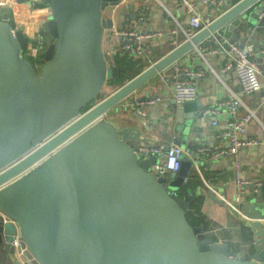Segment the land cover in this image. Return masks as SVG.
<instances>
[{
  "label": "water",
  "instance_id": "95a60500",
  "mask_svg": "<svg viewBox=\"0 0 264 264\" xmlns=\"http://www.w3.org/2000/svg\"><path fill=\"white\" fill-rule=\"evenodd\" d=\"M121 1L49 0L44 27L52 41L38 71L21 54L23 32L13 31L7 13L0 16V210L16 224L0 215V247L9 246L17 231L39 264H264V223L258 221L264 209L258 203L240 202L253 219V258H233L226 242L211 241L186 218L190 198L185 190L176 192L191 160L183 155L177 171L156 175L150 168L155 157L134 153L146 139L140 123L146 130L156 124L124 118L132 125L118 128L104 117L185 52L213 44L212 31L230 38L259 12L258 0H228L232 5L224 12L211 5L217 14L211 23L104 93L108 80L129 69L112 63L101 46L115 24L114 12L106 11ZM141 4L147 7L146 0ZM134 6L128 3L129 15L141 23L144 10ZM172 103L173 143L190 148L195 134L191 142L186 135L202 130L194 116L206 115L194 114L197 99Z\"/></svg>",
  "mask_w": 264,
  "mask_h": 264
},
{
  "label": "crops",
  "instance_id": "0c3cea01",
  "mask_svg": "<svg viewBox=\"0 0 264 264\" xmlns=\"http://www.w3.org/2000/svg\"><path fill=\"white\" fill-rule=\"evenodd\" d=\"M146 1L147 7L142 8L141 0H124L116 6H112L106 11V14L111 15L114 12L115 27L140 30L143 34L145 51L148 57L155 61L171 49L176 42L181 41L185 37L184 30H188L190 27L188 15L178 0ZM193 1L201 15L210 17L217 15L216 10L210 4L202 0ZM234 1L236 0H233L232 3ZM129 2H134L135 11L144 10L142 13L143 22L131 19L128 9ZM37 8L27 0H0V16L7 13L12 22L23 32L25 38L34 36L45 26L40 15L45 10L40 11ZM48 14L49 10L47 13L44 12L45 21ZM250 18L251 20L246 21L245 24L241 23L235 27L228 39L245 47L249 57L256 61L260 70L258 77L263 84L261 89L251 93L242 90L233 70L224 68L226 55L221 51L214 52L216 42L207 45H204L203 42L199 43L198 46L188 50L160 71L161 74L169 76L176 67L186 66L196 73L194 78L197 85L198 105L194 112L195 115L199 111L203 112L206 107L229 99L232 93L239 95L242 100L236 114L237 118L249 110L254 113L253 118L247 124L246 133L258 138L257 145L253 148H242L236 153L217 160L208 159L204 153L196 155L193 159L185 154L191 163L187 176L176 192L178 194L184 190L187 192L190 198L189 204L193 202L191 207L188 206L200 219V222L195 225L200 226L207 238L211 241L226 242L230 256L240 260L253 258L254 229L251 227L253 219L242 212L240 203L236 201L239 191L236 183V165L239 166L243 178L261 183V189L258 192L252 190L253 184L245 185L248 194L243 199L255 201L264 209V17L260 18L258 14H251ZM107 36L106 33L102 40V49L111 51L114 47H110ZM113 62L120 65L121 68H126L127 62H130L131 68H134L130 71L129 76L122 78L123 81L112 85L110 91L148 65L146 59L132 58L122 52H115ZM172 93L170 83L162 82L159 74H156L133 91L128 100L120 102L118 112L112 108L106 112L104 117L118 128L132 125L130 120L126 121L124 118L156 124L153 128L146 130L140 123L139 130L141 135L146 138L140 142H173L178 134L174 129L175 124L172 116L174 108ZM135 99L148 101L141 107L145 111L144 116L135 113L136 107H130ZM231 118L233 117L227 108L222 109L217 126L210 124L207 115L200 119L194 116L193 122L198 124L202 130L186 135L187 141L191 142V135L195 134L191 147L203 144L208 145L211 149L217 148L224 142L218 135L219 131ZM258 221L264 223V218ZM4 247V249L0 247V264H16L11 245Z\"/></svg>",
  "mask_w": 264,
  "mask_h": 264
},
{
  "label": "built area",
  "instance_id": "2783aa9c",
  "mask_svg": "<svg viewBox=\"0 0 264 264\" xmlns=\"http://www.w3.org/2000/svg\"><path fill=\"white\" fill-rule=\"evenodd\" d=\"M31 5L40 7L46 6L49 0H27ZM224 12L231 7V3H226L228 0H202ZM179 4L184 8L185 13L188 15L189 29L184 30L185 37L190 38L196 32L206 27L214 17L203 16L196 9V5L193 0H178ZM226 4L225 6H222ZM258 4L261 6L258 16L264 17V0H258ZM114 9V8H113ZM13 31L19 29L17 25L12 23ZM117 28V29H116ZM175 31V30H174ZM45 27L40 31H37L34 36L29 37L27 43L25 42L24 48L21 50V54L25 56L32 63L34 69L41 68L43 64V50L44 47L52 41V38L48 41L45 39ZM108 34V41H110V47L114 49L105 50L108 52L110 60L113 62V55L115 52L127 53L132 58H144L147 60L148 65L152 64L153 61L148 57L144 45H143V34L140 30L135 28H119L112 27ZM105 33V34H106ZM104 34V35H105ZM219 35V36H218ZM104 38V37H103ZM209 39H214L216 46L214 52L221 51L226 55L225 70H233L238 82L244 92L251 93L262 88V83L258 77L260 70L255 60L249 57V53L245 47L229 40L219 34L218 31H212L208 36ZM181 41H178L174 46L178 45ZM102 46V45H101ZM104 50V49H103ZM36 71V70H35ZM162 82L170 83L173 90V100L176 105H180L185 101H192L197 99V85L195 81V72L186 66H178L169 75L165 76L158 73ZM143 101L135 99L130 106L136 107V110L140 115H145V111L141 108L144 103ZM242 104V100L236 93H232L229 99L221 101L217 105L206 107L203 112L210 119V124L217 126L219 121V115L223 108H227L233 118H231L226 125L219 131V137L224 141L223 144L215 149H211L208 145H199L196 147H190L184 149L178 144L170 143H150L140 142L134 149V153L139 155L140 158L146 157L147 155L154 156L155 161L151 163L150 168L156 175H164L171 171H177L180 167L181 159L183 155H188L190 159L196 157V155L206 154L208 159L217 160L224 156L238 152L242 148H253L259 142L257 137H253L246 133V127L248 122L253 118L254 113L249 110L241 117H236L239 106ZM90 106L86 107L89 108ZM83 109L81 112H84ZM81 114V113H80ZM65 125H68L67 123ZM61 128L55 130L52 134L46 137L43 141H46L57 133ZM42 143V142H41ZM41 143L34 145L31 149L38 147ZM61 146V145H60ZM58 146V147H60ZM57 147V148H58ZM56 148V149H57ZM31 150L22 154L20 157L4 166V169L13 165L16 161L27 155ZM54 151V150H52ZM159 159V160H158ZM236 183L239 191L236 196V201L240 203L247 195L245 185L253 184V191L258 192L261 189V183L250 179H245L241 175V170L236 165ZM0 215L4 218V221H11L15 224V221L7 216L0 210ZM16 226V224H15ZM4 235V234H3ZM10 245L13 249V255L15 256L16 264H39L35 258L30 254L27 246L23 243L21 237L17 231L12 235Z\"/></svg>",
  "mask_w": 264,
  "mask_h": 264
},
{
  "label": "rangeland",
  "instance_id": "374dc122",
  "mask_svg": "<svg viewBox=\"0 0 264 264\" xmlns=\"http://www.w3.org/2000/svg\"><path fill=\"white\" fill-rule=\"evenodd\" d=\"M49 5V3L46 5V6H40V7H38L37 9L38 10H40V11H44L45 13H47L48 12V10H49V7L50 6H48ZM44 12L43 13H41L40 15H41V18L44 20V22H45V19H44ZM46 15V14H45ZM45 39L48 41L49 39H51V36H50V34L48 33V32H45ZM40 69V68H39ZM38 68H35V70L36 71H38L39 70ZM130 69H128V71L126 72V73H122L121 75H120V77H118V78H116V79H110V80H108V82H106L105 84H104V87H103V92L104 93H107V92H109L110 91V89H111V87H112V85H114V84H116V83H118V82H120V81H123L122 80V78L124 77V76H129V74H130ZM159 160V159H158ZM0 261H1V259H0Z\"/></svg>",
  "mask_w": 264,
  "mask_h": 264
},
{
  "label": "trees",
  "instance_id": "16d2710c",
  "mask_svg": "<svg viewBox=\"0 0 264 264\" xmlns=\"http://www.w3.org/2000/svg\"><path fill=\"white\" fill-rule=\"evenodd\" d=\"M17 1H24V0H17ZM10 22L13 23L12 20H11V18H10ZM24 39H25V42L27 43L28 38L27 37L26 38L24 37ZM127 65H129L128 67H129L130 70H132L134 68V67L131 68L130 62H127L126 66ZM176 194H178V193H176ZM189 205L191 207L193 205V202H191ZM186 218H187V220L189 221V223L191 225H195V223H199L200 222V219L194 214V212L192 211L191 208H189V206H188L187 211H186Z\"/></svg>",
  "mask_w": 264,
  "mask_h": 264
}]
</instances>
